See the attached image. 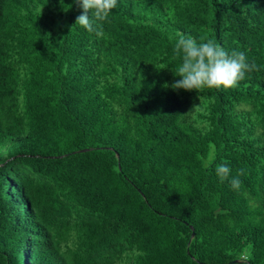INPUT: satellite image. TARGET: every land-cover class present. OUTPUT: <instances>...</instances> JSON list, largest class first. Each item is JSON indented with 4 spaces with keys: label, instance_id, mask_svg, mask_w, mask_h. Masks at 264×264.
<instances>
[{
    "label": "trees",
    "instance_id": "trees-1",
    "mask_svg": "<svg viewBox=\"0 0 264 264\" xmlns=\"http://www.w3.org/2000/svg\"><path fill=\"white\" fill-rule=\"evenodd\" d=\"M82 11L0 0V264H264V0ZM177 33L256 70L173 90Z\"/></svg>",
    "mask_w": 264,
    "mask_h": 264
},
{
    "label": "clouds",
    "instance_id": "clouds-1",
    "mask_svg": "<svg viewBox=\"0 0 264 264\" xmlns=\"http://www.w3.org/2000/svg\"><path fill=\"white\" fill-rule=\"evenodd\" d=\"M76 3L83 11L76 18L75 25L95 33L97 37L103 36V22L108 20L112 10L117 7L118 0H76ZM173 53L180 60L174 72L179 79L172 83L173 90L200 93L206 89H233L245 78L247 72L256 70V65L249 64L243 53L229 54L214 40L197 42L192 36L183 33L176 34ZM230 173L231 169L226 162L216 166V174L222 182L229 179ZM230 182L234 188L240 185L238 178Z\"/></svg>",
    "mask_w": 264,
    "mask_h": 264
}]
</instances>
